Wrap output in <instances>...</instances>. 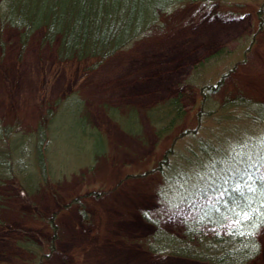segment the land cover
<instances>
[{
    "label": "rangeland",
    "instance_id": "rangeland-1",
    "mask_svg": "<svg viewBox=\"0 0 264 264\" xmlns=\"http://www.w3.org/2000/svg\"><path fill=\"white\" fill-rule=\"evenodd\" d=\"M261 1L185 6L166 16L163 27L98 64L95 59L59 61L57 43L44 42L41 30L23 44L20 31L0 20L3 122L33 131L48 108L56 109L58 99L76 93L84 103L82 113L108 144L107 152L90 164L79 129L69 126L70 116L60 114L52 130L50 157L56 171L66 174L38 183L31 191L14 180L0 186V264H36L34 254L20 245L28 240L42 246L41 264H209L148 252L144 243L155 226L144 212L178 235L184 219L194 216L188 207L170 206L158 196L163 180L157 163L174 142L182 154L188 143L228 134V123L199 115L198 86L215 82L240 61L241 39L249 42L256 32ZM224 46L233 53L205 67L196 83H189L194 65ZM252 46L248 61L239 63L216 100L233 91L264 99V31ZM178 95L186 114L160 140L147 112ZM110 107L122 114L137 111L143 136L126 132L108 113ZM244 125L248 130L243 135L264 131L261 125ZM186 129L196 133L179 137ZM258 238L262 250L252 264H264V228Z\"/></svg>",
    "mask_w": 264,
    "mask_h": 264
},
{
    "label": "trees",
    "instance_id": "trees-1",
    "mask_svg": "<svg viewBox=\"0 0 264 264\" xmlns=\"http://www.w3.org/2000/svg\"><path fill=\"white\" fill-rule=\"evenodd\" d=\"M220 1L223 0H0V20L20 31L23 44L41 30L44 42L57 43L59 61L95 59L98 64L163 27L166 16L173 12L188 5ZM256 8L260 17L258 28L249 42L242 39L239 42L244 43L240 61L228 66L215 82L198 86L199 115H212L217 123H228V134L188 143L186 153L182 154L176 152L174 142L157 163L163 180L158 196L170 206L188 207L194 216L184 219L183 233L178 235L164 228L159 218L144 212L155 226L154 233L144 243L151 254L209 264H252L261 254L258 234L264 228V185L258 177L264 168V131L249 130L250 135H243L248 129L240 124H249L250 128L264 126V99L244 91L226 93L221 101L214 98L224 89L226 79L239 63L248 61L253 39L264 31V0ZM233 51L224 46L209 54L194 65L187 81L196 83L205 67ZM55 104L56 109L48 108L45 118L30 132L19 130L16 124H5L0 118V186L14 180L31 191L38 183L66 174L56 171L50 157L52 130L61 113L71 117L69 126L79 129L87 144L85 151L90 164L107 152L106 137L82 113L84 103L76 93L58 99ZM108 113L126 132L143 136L142 123L134 109L122 114L110 107ZM185 114L179 95L147 112L160 140L173 132ZM190 133L196 130L186 129L179 137ZM175 157L179 162L174 161ZM237 170L251 173L252 180L247 184L244 180H232ZM237 183L239 191H234ZM249 186L254 191H249ZM20 245L34 254L36 264H41L45 255L41 245L32 240Z\"/></svg>",
    "mask_w": 264,
    "mask_h": 264
},
{
    "label": "snow or ice",
    "instance_id": "snow-or-ice-1",
    "mask_svg": "<svg viewBox=\"0 0 264 264\" xmlns=\"http://www.w3.org/2000/svg\"><path fill=\"white\" fill-rule=\"evenodd\" d=\"M261 181H262V185H264V173H262L259 177H258ZM232 180L234 181H237V180H244L245 181V184H247V181L249 180H252V175L251 173H248V172H245V173H240L239 170H237V173L234 174L232 177H231ZM227 182V180L225 181ZM239 183H237L236 185V189H234V191H239ZM249 191H254V189H252L250 186H249ZM248 217L245 216V219H247Z\"/></svg>",
    "mask_w": 264,
    "mask_h": 264
}]
</instances>
